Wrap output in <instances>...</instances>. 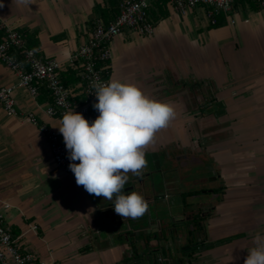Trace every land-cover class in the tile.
Returning <instances> with one entry per match:
<instances>
[{"label": "crops", "instance_id": "1", "mask_svg": "<svg viewBox=\"0 0 264 264\" xmlns=\"http://www.w3.org/2000/svg\"><path fill=\"white\" fill-rule=\"evenodd\" d=\"M0 3V28L11 26L32 35L41 55L64 62L62 72L72 68L67 58L94 21L115 15L109 0ZM151 11L153 34L127 29L114 38L111 80L135 84L149 97L174 105L176 119L157 133L147 153L158 152L167 167L179 168L174 173L183 182L189 180L182 177L188 174L187 164L174 158L193 149L194 162L207 166L202 185L219 189L206 198L213 207L204 221L205 249L187 264H244L254 236H264V7L239 2L232 13L236 22L222 15L216 26L202 9L183 15L164 5ZM15 82L16 75L0 62V86ZM200 94L214 99L223 112L203 114ZM14 95L20 109L59 132L60 119L44 111L52 101L46 89L41 88L37 99L22 87ZM167 151L173 160L165 157ZM148 172L149 166L141 177L129 173L125 187L153 197ZM178 184L172 177L161 191L176 193ZM101 198L78 186L70 168L55 163L37 126L7 115L0 104V211L24 250L48 264H171V252L156 254L163 259L158 263L136 262L123 236L117 235L113 243L94 234L95 203Z\"/></svg>", "mask_w": 264, "mask_h": 264}, {"label": "built area", "instance_id": "2", "mask_svg": "<svg viewBox=\"0 0 264 264\" xmlns=\"http://www.w3.org/2000/svg\"><path fill=\"white\" fill-rule=\"evenodd\" d=\"M239 2H251L264 7V0H120L116 16L108 22L96 19L85 40L67 58L78 76V81L73 84H65L61 78L62 60L41 55L37 48L28 45L27 32L3 25L0 62L16 75V82L0 86V104L7 115L37 126L50 146L55 163L69 168L71 161L60 133L49 123L41 121L35 113L18 107L14 95L16 88H25L34 99L38 98L41 88H44L52 98L44 108L48 116L61 120L66 111H76L91 124L99 115L92 107L97 102L92 84L97 79L101 82L111 80V44L115 37L127 29L142 35L153 34L156 20L151 10L160 4L183 15L194 9H202L209 23L216 25L221 15L235 23L232 13ZM31 228L37 230L38 226L33 224ZM0 264H48L34 252L23 249L19 235L5 223L2 211Z\"/></svg>", "mask_w": 264, "mask_h": 264}, {"label": "clouds", "instance_id": "3", "mask_svg": "<svg viewBox=\"0 0 264 264\" xmlns=\"http://www.w3.org/2000/svg\"><path fill=\"white\" fill-rule=\"evenodd\" d=\"M16 3L29 5L31 0ZM92 87L97 100L92 107L99 113L95 120L90 124L81 113L66 111L57 127L68 150V167L76 184L88 194L112 201L115 214L123 221L140 218L149 204L138 192L124 191L128 174L143 175L149 166L147 149L157 133L176 119V109L132 83L97 79ZM253 243L244 264H264V236L257 233Z\"/></svg>", "mask_w": 264, "mask_h": 264}, {"label": "flooded vegetation", "instance_id": "4", "mask_svg": "<svg viewBox=\"0 0 264 264\" xmlns=\"http://www.w3.org/2000/svg\"><path fill=\"white\" fill-rule=\"evenodd\" d=\"M209 88L212 89L208 85L202 87L204 90ZM200 96L198 109L203 114L223 112L224 109L220 108V105H214V99L204 97L203 94ZM165 157L173 160L169 151ZM146 158L149 160V172L145 175L151 177V184L154 182L156 189L153 190L152 187L153 197L144 198L149 207H155L158 211L153 213L148 223L141 221L134 226L135 229L125 231L123 235L135 251V261L145 262L150 259L158 263L163 259L157 258L156 254L168 252L175 255L193 252L195 256L192 260L199 258V254L205 249L202 238L204 221L211 214L213 207L212 201L206 202V198L208 195H217L219 191L218 188L202 185V171L207 166L194 162L196 155L193 149L183 150L174 158L187 164L188 174L182 177L189 180L183 179L182 182L177 173H174L180 171L179 168L167 167L160 153L148 152ZM172 177L179 183V189L176 193L162 192V188ZM140 182L144 191L145 184L142 178Z\"/></svg>", "mask_w": 264, "mask_h": 264}, {"label": "water", "instance_id": "5", "mask_svg": "<svg viewBox=\"0 0 264 264\" xmlns=\"http://www.w3.org/2000/svg\"><path fill=\"white\" fill-rule=\"evenodd\" d=\"M152 187L153 190L156 189V185L154 182H152ZM124 191L126 193L135 191L134 186H126ZM112 206L113 202L104 200L103 197L100 199L99 204L95 203V228L93 232L94 234H97L100 239H105L113 243L116 241L117 235L123 236L125 231L129 229H135L134 226L141 221H146L148 223L150 221V217H153V213H157L158 211V209H156L155 207H149L148 211L142 217L136 219H127L123 221L120 216L115 214Z\"/></svg>", "mask_w": 264, "mask_h": 264}, {"label": "trees", "instance_id": "6", "mask_svg": "<svg viewBox=\"0 0 264 264\" xmlns=\"http://www.w3.org/2000/svg\"><path fill=\"white\" fill-rule=\"evenodd\" d=\"M110 2V7L111 10H114L115 15L118 13L119 9V3L120 0H109ZM165 4H160L158 6H164ZM103 14L105 13V10L102 9ZM101 20L108 22L109 20H104L103 18H101ZM218 24H220L222 22V15L219 16L218 19ZM216 24V25H218ZM213 25V26H216ZM4 34V30L2 28H0V39L2 37V35ZM27 41H28V45L30 47L36 48L38 46V41L36 39H34V37L30 34H27ZM61 78L64 81L65 84H73L75 82L78 81V76L76 75V71L73 68H69L67 71L61 72ZM48 92V91H47ZM203 243H207L206 239H203ZM195 253L193 252H187V253H181V254H169V262L171 264H187L190 263L192 261V258H194Z\"/></svg>", "mask_w": 264, "mask_h": 264}]
</instances>
